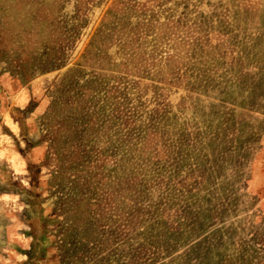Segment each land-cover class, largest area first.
<instances>
[{"label":"rangeland","instance_id":"1","mask_svg":"<svg viewBox=\"0 0 264 264\" xmlns=\"http://www.w3.org/2000/svg\"><path fill=\"white\" fill-rule=\"evenodd\" d=\"M0 264H264V0H0Z\"/></svg>","mask_w":264,"mask_h":264}]
</instances>
